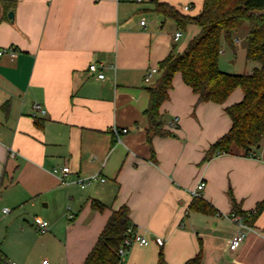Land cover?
<instances>
[{"label":"crops","instance_id":"obj_1","mask_svg":"<svg viewBox=\"0 0 264 264\" xmlns=\"http://www.w3.org/2000/svg\"><path fill=\"white\" fill-rule=\"evenodd\" d=\"M157 1L197 16L205 0ZM155 5L0 0V50L17 52L0 56V244L10 263L84 264L113 211L128 206L131 226L149 243L127 247L121 264H158L161 254L165 264H185L200 250L202 264H264V210L240 248L229 246L241 230L230 218L235 207L254 213L264 200V139L249 156L233 146L206 160L232 128L226 108L244 92L236 89L223 105L201 103L177 74L161 107L170 135L149 130L148 88L159 73L146 83L148 70L201 31L195 24L182 30ZM66 166L67 186L54 173ZM96 174L106 181L77 183ZM202 181L212 214L191 209ZM40 220L49 232L39 233Z\"/></svg>","mask_w":264,"mask_h":264},{"label":"trees","instance_id":"obj_2","mask_svg":"<svg viewBox=\"0 0 264 264\" xmlns=\"http://www.w3.org/2000/svg\"><path fill=\"white\" fill-rule=\"evenodd\" d=\"M155 9L166 18H173L184 30L195 24L201 28L183 52H172L159 66V78L148 88L150 102L145 115L149 130L155 135L167 136L161 114L163 103L169 98L174 77L180 74L185 84L198 95L201 103L223 105L236 89L244 92L241 102L226 108L232 121V128L219 138L206 155V160L220 154H230L233 146L245 151V155L260 147L264 139V0H205L197 16H189L167 3L153 0ZM243 21L249 24L246 59L256 67L247 74H231L222 71L220 56L227 45L236 52V33ZM93 208L104 211L106 206L94 202ZM191 209L212 214L214 208L205 200L195 198ZM264 210V200L257 205L254 213L243 212L235 207L233 213L239 215L244 224L251 226ZM131 229L132 232H129ZM136 231L131 226L130 210L122 206L113 211L96 245L84 264H121L120 249ZM200 252L185 264H202ZM0 264H12L5 257L0 244ZM158 264H165L163 254Z\"/></svg>","mask_w":264,"mask_h":264},{"label":"built area","instance_id":"obj_3","mask_svg":"<svg viewBox=\"0 0 264 264\" xmlns=\"http://www.w3.org/2000/svg\"><path fill=\"white\" fill-rule=\"evenodd\" d=\"M139 2H141L142 0H138ZM185 10H189V6L185 7ZM142 25H146V21L142 20L141 21ZM182 34L181 32H178L175 35V40L178 41L181 38ZM6 52H8V54L12 57L15 58L17 56V52L13 47L8 48L7 50H0V56L4 55ZM102 66L98 65V64H92L89 66V70L92 73H98V77L100 79H104L105 75L100 72ZM159 73V69L158 68H151L148 70L146 77H145V82L146 83H151L154 80V77ZM38 109H40L41 107L39 105L36 106ZM179 118H175L174 122L171 123V127L175 128L176 124L178 123ZM123 132H127V130H124ZM116 135L118 136L119 132L117 130H115ZM54 173L59 174V178L60 181L63 185L67 186L69 185L68 182V178L69 175L71 173L70 168L68 166L63 167L61 169H54ZM100 181V182H105L106 179L103 177H100L98 174L93 175L87 179H82L79 178L77 180V183L81 186V187H86L88 185L94 184L95 182ZM206 186L205 182H200L196 189L194 191H192V196L193 198H200L202 197L201 193L204 190ZM5 213H9L10 210L8 208L4 209ZM67 216L69 219H73L74 218V214L72 212L71 208H68V213ZM230 218L233 222H235L236 224H238L241 227V230L230 240V249L231 250H237L238 248H240V246L244 243L247 232L249 230L252 229L251 226H248L246 224H244L241 220V217L239 215H236L234 213H232L230 215ZM39 233L41 234H45L47 232H49V223L47 221H42L40 220L38 223V227H37ZM129 232H132L131 229L129 230ZM133 237L131 239H128L125 241V247H123L122 249H120L119 254L121 255L122 259L124 258V255L126 254V250L127 247L131 246L133 243H139L141 245H147L149 243V240L143 236H141L140 234H138L136 231L133 233ZM158 243L160 245H162V242L160 240H158ZM12 264H16V263H12ZM43 264H50L49 260H44Z\"/></svg>","mask_w":264,"mask_h":264},{"label":"rangeland","instance_id":"obj_4","mask_svg":"<svg viewBox=\"0 0 264 264\" xmlns=\"http://www.w3.org/2000/svg\"><path fill=\"white\" fill-rule=\"evenodd\" d=\"M249 30L248 22L243 21L239 31L236 33V52H233L227 45L223 46L220 56V67L222 71L231 74H244L251 68L252 63L246 59V39ZM36 264H42V260L39 261V258H37Z\"/></svg>","mask_w":264,"mask_h":264},{"label":"water","instance_id":"obj_5","mask_svg":"<svg viewBox=\"0 0 264 264\" xmlns=\"http://www.w3.org/2000/svg\"><path fill=\"white\" fill-rule=\"evenodd\" d=\"M9 17L13 20V18H14V12H10Z\"/></svg>","mask_w":264,"mask_h":264}]
</instances>
